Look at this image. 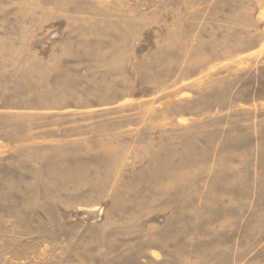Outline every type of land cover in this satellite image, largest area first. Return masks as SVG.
I'll return each instance as SVG.
<instances>
[{"label":"rangeland","instance_id":"1","mask_svg":"<svg viewBox=\"0 0 264 264\" xmlns=\"http://www.w3.org/2000/svg\"><path fill=\"white\" fill-rule=\"evenodd\" d=\"M0 264H264V0H0Z\"/></svg>","mask_w":264,"mask_h":264}]
</instances>
